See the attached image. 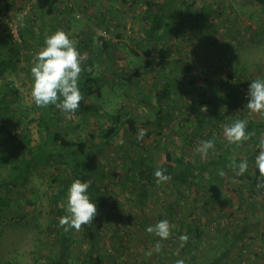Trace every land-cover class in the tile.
<instances>
[{
	"label": "rangeland",
	"instance_id": "374dc122",
	"mask_svg": "<svg viewBox=\"0 0 264 264\" xmlns=\"http://www.w3.org/2000/svg\"><path fill=\"white\" fill-rule=\"evenodd\" d=\"M116 1L120 8L131 7L127 5L131 0ZM73 2L58 0L55 9L59 13L54 16L39 11L36 0H0V179L7 176L11 160H16L23 135L30 145L44 136L40 126L44 108L30 98V69L43 40L37 35L41 23L50 22L56 24V31L72 37V6H83L81 0ZM89 2L90 21L99 23V8L102 12L110 2ZM100 2L98 8L93 7ZM162 2L167 7H173V2L184 4L186 13H192L187 20L191 23L182 30L183 60L173 59L172 68L170 60H155L156 66L140 75L135 65L144 60H121L123 69L110 72L119 80L113 86V78L103 79V66L96 62L91 67L102 93L89 95L80 89L84 99L70 119L52 107L58 129L97 146L85 181H91L105 206L99 207L94 195L90 196L97 216L87 226L99 235L104 264H175L177 260L184 264H264V188H257L259 181L254 177L264 129L228 156L236 164L247 160L242 177L229 164L209 163L231 146L223 135L225 125L242 117L264 122L246 107L251 81L264 74V5L255 0H157V4ZM131 5L137 8L139 0H132ZM199 5L204 9L197 14ZM132 21L136 22L134 16ZM182 62L191 68L189 72L180 68ZM117 112L129 116L131 122L124 123L109 144L99 142L100 131L112 127ZM140 129L146 134L138 140ZM206 140H213L214 148L201 158L196 148ZM167 151L173 158L209 164L205 181L219 184L231 205L218 209L208 202L202 185L190 183L180 187L182 197L170 211L167 205L178 196L175 184H157L154 174L149 178L144 167L135 164L141 159L151 168H163ZM220 170L226 173L224 177L218 174ZM63 178L59 165L41 164L25 183L12 190L0 189V197L6 200L0 205V264H52L54 255L60 256L58 264H72L74 256L88 250L90 237L84 227L65 232L59 226L65 211L58 216L56 210L53 213L51 192ZM143 184L147 194L140 202ZM51 217L54 226L49 228ZM165 219L172 226L168 239L146 231ZM192 226L199 232L195 239L187 234ZM185 234L189 239L181 247L179 237ZM157 242L162 245L160 252L155 251Z\"/></svg>",
	"mask_w": 264,
	"mask_h": 264
},
{
	"label": "trees",
	"instance_id": "16d2710c",
	"mask_svg": "<svg viewBox=\"0 0 264 264\" xmlns=\"http://www.w3.org/2000/svg\"><path fill=\"white\" fill-rule=\"evenodd\" d=\"M58 0H36V5L39 9L45 10L46 13H51L53 6ZM258 3L264 5V0H255ZM180 29V27L175 28V30ZM172 32L169 28L168 22H160L159 15L151 18L150 30L148 33L147 46H142L141 49L148 55L149 52L147 48L153 43V40H156L160 43L163 38L165 39ZM104 43V41H103ZM102 43V44H103ZM153 61H147L145 69L151 68ZM189 72L191 68L188 66L185 68V71ZM137 75L140 72H136ZM171 85V83H169ZM88 86V87H87ZM90 84H83L86 92L90 94L94 91L89 87ZM87 87V88H86ZM12 89V88H11ZM12 91H15L12 89ZM16 92V91H15ZM211 99V98H210ZM209 99L203 100V102H208ZM52 105L44 108V114L40 118V126L43 127L41 131L44 136L40 142L30 145V139L27 135L22 136V142L19 144V152L16 154V160H11L9 163V168L7 171V176L0 179V189H15L20 184H23L27 181L32 170L41 164L53 165L57 164L62 167L64 178L59 183L56 189L51 192V203L53 207V213L56 210V215H61L64 213V208L61 206L64 204L67 195V189L75 179H81L85 181L86 172L89 170L90 158L92 150L94 149L95 144L91 143L90 140L86 138H71L65 135L64 132L58 129L56 125V119L52 111ZM45 119V121H42ZM48 119V121H47ZM248 121L246 131L249 133H259L264 129V122L255 121L251 118L242 117ZM112 127L108 130H101L98 137L100 138L99 142L109 144L113 137L119 132L120 128L126 122H131L129 116H124L120 112H117L112 116ZM90 137H94L93 134H89ZM98 139V138H97ZM232 151H235V148L226 147L223 148V152L217 159H212L211 164H230L232 163L229 160L228 156ZM166 164L160 170L164 171L165 175H169L171 179L168 182L175 184L174 186L178 189V196L174 202L169 203L167 206L169 210L174 209V204H176L177 199H181L182 192L180 187L187 186L191 183L194 186L202 185L208 202L214 204L218 209L224 210L231 205V199L224 195L222 188L216 182L205 181L204 175L209 164L198 163L190 161L186 157H176L173 158L172 154L167 151L166 155ZM135 162V161H133ZM0 160V167H1ZM140 168L144 167L147 172V176L150 178L157 169L151 168L149 164H146L144 160H137L135 162ZM242 177V176H240ZM255 178L259 177V171L255 168ZM199 188V186H198ZM147 187L145 184L140 188V202L144 200L146 196ZM95 190L91 187L88 189L89 197L91 195L93 201H97L99 207H104L105 204L102 202V198L97 194L95 195ZM91 199V197H90ZM6 204V200L0 197V205ZM54 217V214H53ZM53 217H51V223L49 228L54 226ZM52 224V225H51ZM89 226H84L83 231L89 235V246L86 252L79 253L77 256L72 258V264H104L105 256L100 252V238L99 235L89 229ZM198 230L196 227H191L188 229L187 234L192 236L194 239L197 238ZM52 264H58L60 256L54 255L51 257Z\"/></svg>",
	"mask_w": 264,
	"mask_h": 264
},
{
	"label": "clouds",
	"instance_id": "9594fccd",
	"mask_svg": "<svg viewBox=\"0 0 264 264\" xmlns=\"http://www.w3.org/2000/svg\"><path fill=\"white\" fill-rule=\"evenodd\" d=\"M76 42L71 40L64 31L57 30L44 38L42 47L34 57L31 67V91L30 98L39 108H46L49 105L55 106L65 114L66 119L80 109V102L84 97L78 86L80 74L84 70L81 65L87 59L82 56L75 46ZM248 102L247 109L251 114L264 118V79L251 81L247 89ZM204 111L206 109H203ZM248 121L245 119L236 120L231 125H225L223 135L228 145L240 147L248 141L255 133L246 131ZM146 134V130L140 129L137 139L140 140ZM214 148L213 140L201 141L196 148V152L201 158H206L210 149ZM259 154L255 157L254 167L259 171L257 188H264V134L261 135L258 144ZM247 160L239 164L230 163L228 167L236 176L243 175L248 169ZM224 177L226 173L220 170L218 173ZM156 183L161 184L171 179L165 175L163 170H156ZM237 181L233 179V183ZM91 181H81L75 179L67 189L66 200L61 205L65 210V215L59 218V226L68 232L71 229L79 232L84 226L92 225L97 216V206L93 203L88 193ZM171 225L165 220L158 221L155 225L146 228L150 234H154L161 240H166L171 235ZM189 237L181 235V247L188 241ZM162 245L157 242L155 251L160 252ZM151 255V252L146 253ZM175 264H184L183 260H177Z\"/></svg>",
	"mask_w": 264,
	"mask_h": 264
},
{
	"label": "crops",
	"instance_id": "0c3cea01",
	"mask_svg": "<svg viewBox=\"0 0 264 264\" xmlns=\"http://www.w3.org/2000/svg\"><path fill=\"white\" fill-rule=\"evenodd\" d=\"M81 1H83V6L80 8H77L76 5L72 6V37H70L71 40L76 42L75 46L81 55H86L87 57V59L84 60L81 65L84 70L80 74L78 84L80 89L85 91L86 89L83 88V84L85 85L89 83V87L95 92L96 95H100L102 93L99 82L100 79H97L93 76V68L91 67L96 62H100L101 66H103L102 68L104 69V72L101 74L103 79H109L110 77L113 78V84H111L113 86L114 83H118L119 80L116 75H111L110 72L113 71L116 73L117 69H123L120 62L121 60H127L131 57L144 60L140 65H135V72H139L138 69H140L141 73L142 70H145L144 67L146 66L147 61H153V64L151 65L152 68L153 66H156V61L160 59L170 60L171 62L169 65L172 68L173 64L175 63L173 59H184V57L181 58L183 54L182 52L185 53L186 48L183 46L184 41L182 39V30L184 25H189V23H191L189 22L187 24L189 16L192 17V13L189 10L188 13H186V10L183 8L184 4L180 6L179 4L175 5V2H173V7H167L166 4L163 6V3L165 2H162V4H157V0H139L140 5L137 8H135V6L132 8L131 0L127 4L131 7L125 6L120 8V6L117 5L116 0H103V3L110 2V6L103 8L102 12L99 8L100 22L94 23L90 21L92 12L88 8L90 4L89 0ZM56 3L53 6V10L51 12L54 16H57L59 13L57 9H55ZM72 4H74L73 0ZM76 4L78 5L79 2L76 1ZM100 4L101 2L99 4L94 3L93 7L98 8ZM197 9L198 14L204 9V5H199ZM39 11L46 12L45 10L43 11L41 9H39ZM157 15H159L161 23H169V28L172 30V32H170L168 37L165 39L163 38L160 43L156 40H153V43L147 48V51L149 52L147 55L141 49V47L147 46L146 44L149 41L147 37L150 30L151 18ZM133 16L136 22L132 21ZM99 26H102V28H105L108 31V37L104 40L105 42L101 46H96L98 45L96 42V32L97 29L100 28ZM56 27L57 26L54 23H41V34L40 36L37 35V38H43V40L39 50L45 46V36L48 35V33H54L56 31ZM178 27H180V29L175 30V28ZM115 59L117 61L114 63L113 60ZM103 61L106 62L103 63ZM205 66L210 68L208 63ZM187 67L188 65L183 62L180 65V68H183V72H187V70L185 71V68ZM258 79H264V74L262 73V76H259ZM10 87L13 88L12 86ZM108 88L111 87L108 86ZM86 94L90 95L89 92H86ZM233 103L234 105H237V103ZM230 148H235V150H237L236 145H231Z\"/></svg>",
	"mask_w": 264,
	"mask_h": 264
},
{
	"label": "built area",
	"instance_id": "2783aa9c",
	"mask_svg": "<svg viewBox=\"0 0 264 264\" xmlns=\"http://www.w3.org/2000/svg\"><path fill=\"white\" fill-rule=\"evenodd\" d=\"M108 37V31L105 28H101L97 31V44L102 45L103 41ZM247 97V95H246Z\"/></svg>",
	"mask_w": 264,
	"mask_h": 264
}]
</instances>
